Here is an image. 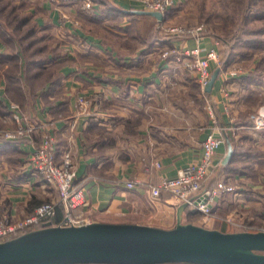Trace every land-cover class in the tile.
Returning a JSON list of instances; mask_svg holds the SVG:
<instances>
[{"label": "crops", "instance_id": "0c3cea01", "mask_svg": "<svg viewBox=\"0 0 264 264\" xmlns=\"http://www.w3.org/2000/svg\"><path fill=\"white\" fill-rule=\"evenodd\" d=\"M91 1L93 11L80 2L26 0L29 15L19 26L31 21L34 36L15 37L6 30L0 35V216L23 217L56 198V189L26 166L49 130L57 153L70 148L75 158L74 181L85 191L76 211L103 221L171 227L179 204L167 192L151 202L143 186L128 187L126 181L176 175L200 158L202 140L212 131L223 142L207 186L228 178L239 187L238 193L217 198L215 213L238 209L237 220L264 225V127H254L259 111L264 113V67L257 69L255 62L232 73L236 66L230 59L207 92L194 73L160 52L169 46L221 52L215 34L171 35L164 28L172 12L161 23L138 12L148 9L137 0ZM216 67L211 61V73ZM77 93L96 96L88 114H75ZM257 95L263 96L261 104H250ZM18 120L30 126L26 136L18 142L3 139L1 132ZM226 136L233 154L223 163ZM189 217L185 208L183 220ZM196 223L236 229L221 218Z\"/></svg>", "mask_w": 264, "mask_h": 264}, {"label": "water", "instance_id": "95a60500", "mask_svg": "<svg viewBox=\"0 0 264 264\" xmlns=\"http://www.w3.org/2000/svg\"><path fill=\"white\" fill-rule=\"evenodd\" d=\"M165 20L159 10H142ZM216 67L207 83L209 92L219 73ZM227 152L233 154L226 136ZM186 203L177 207L176 222L163 227L130 221L94 220L53 223L0 240V264H264V229L222 230L183 220Z\"/></svg>", "mask_w": 264, "mask_h": 264}, {"label": "built area", "instance_id": "2783aa9c", "mask_svg": "<svg viewBox=\"0 0 264 264\" xmlns=\"http://www.w3.org/2000/svg\"><path fill=\"white\" fill-rule=\"evenodd\" d=\"M51 1L80 2L82 8L90 11L94 10V5L91 0ZM137 1L141 2L148 10H159L163 13L174 4V0ZM63 18H67L66 14H63ZM164 29L166 31L169 30L168 26ZM170 29L173 31L176 28ZM189 31L192 32L195 38H199L204 33L202 25ZM216 42L217 44L219 43L218 41ZM170 50H164L163 55H168ZM174 50L173 48L172 51L174 52ZM175 61L183 68L192 70L202 88L211 75L210 62H216L220 69L224 66V62L217 48H210L205 52H202L199 47L181 49L175 55ZM236 72L233 69L232 73ZM223 91L227 93L226 88H223ZM92 101L93 99L87 95H77L76 104H74L75 114L77 116L88 114L91 108L93 109L94 107V104H91ZM71 126H73V122ZM254 127H264L263 112L259 111L254 122ZM232 129L233 133H235L237 126H234ZM29 130L30 126L18 120L14 128L3 130L1 137L12 142H18L26 136ZM222 142V136H218L210 131L202 140V154L200 158L179 168L176 175H163L157 182L130 179L126 181V185L132 187L138 183L143 186L151 198V202L161 198L163 192H167L170 199L175 200L178 204L185 202L186 208L191 213V217L198 216L203 222L214 218H221L234 225L236 229H264V225L255 226L243 220H237L235 216H238V209H234L231 213L225 214L224 216H219L214 211V203L220 195L225 193L236 194L239 191L238 185L229 181L228 178H216L210 186H207L211 176L217 169L218 163L215 160V155L218 146ZM154 164L160 165V162L155 161ZM26 166L30 172L38 174L56 189V198L40 202L31 212L23 217H12L11 215L2 214L0 216V240L36 228L35 226L38 224L41 226L45 221H52V216H54L58 204H62L64 207L63 218L58 223L78 224L98 220L97 216L91 212L76 211V208L85 201V191L83 187L74 181L76 176L75 158L70 148H66L61 153H57L55 136L49 130L45 131L41 142L28 154Z\"/></svg>", "mask_w": 264, "mask_h": 264}, {"label": "rangeland", "instance_id": "374dc122", "mask_svg": "<svg viewBox=\"0 0 264 264\" xmlns=\"http://www.w3.org/2000/svg\"><path fill=\"white\" fill-rule=\"evenodd\" d=\"M26 3V0H0V26L3 32H11L15 37L19 32H29L31 21L20 30L13 29L11 22L15 12L20 16L29 15L26 12ZM172 7L164 13L166 15L169 10L172 12L166 23L171 35L193 36L189 30L202 25L204 33L215 34L221 44L222 51L219 54L225 66L226 62L232 59L237 72L250 68L255 62L257 69L264 67V0H178ZM170 28L176 29L172 31ZM173 48L176 51L173 52ZM164 50H170L168 54L173 56L174 61L175 55L181 51L176 46H169ZM164 50L160 54H163ZM215 64L218 67L216 62ZM186 70L194 73L192 70ZM81 94L87 95L77 93L76 96ZM87 96L93 99L91 104H97L95 95ZM253 99L250 100L253 103L247 101L250 104H261L263 96L257 95ZM198 219V216L189 217L186 221L196 223Z\"/></svg>", "mask_w": 264, "mask_h": 264}, {"label": "trees", "instance_id": "16d2710c", "mask_svg": "<svg viewBox=\"0 0 264 264\" xmlns=\"http://www.w3.org/2000/svg\"><path fill=\"white\" fill-rule=\"evenodd\" d=\"M18 14L19 13L15 12V14H12V17H11V20H12L11 22L13 23L12 24L13 29H16V30H20L19 24H22L24 21H26V18L24 16H20ZM1 28L2 27L0 26V35H2V33H3ZM28 30H29V28H28ZM31 31L32 30H29V32H25V33H24V31L23 32H19V35L31 33ZM6 32L9 33L8 31H6ZM9 34H11V32ZM214 180L212 179L211 183H213ZM63 215H64V207L62 206V204H58L57 207H56V212H55L54 216H52V221L54 223L60 222V220L63 218ZM38 226H40V224H38L35 227H38ZM74 264H112V263H74ZM157 264H172V263L171 262H166V263H157Z\"/></svg>", "mask_w": 264, "mask_h": 264}]
</instances>
